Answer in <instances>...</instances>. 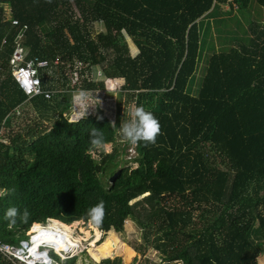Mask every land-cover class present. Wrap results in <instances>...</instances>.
I'll use <instances>...</instances> for the list:
<instances>
[{
  "label": "trees",
  "instance_id": "1",
  "mask_svg": "<svg viewBox=\"0 0 264 264\" xmlns=\"http://www.w3.org/2000/svg\"><path fill=\"white\" fill-rule=\"evenodd\" d=\"M250 3L264 8V0H0V188L11 189L0 196V241L16 245L33 224L49 220L93 225L86 210L103 200L95 240L109 235L94 254L123 253L129 264L134 252L111 231H123L130 202L146 195L135 252L151 248L165 264H257L264 252V25L249 21V38L235 37L234 46L212 53L196 95L189 90L202 19ZM94 24L104 31L93 35ZM22 29L27 58L58 59L51 74H39L42 88L54 92L50 100L28 99L11 76ZM77 69H100L103 79L80 89L122 80L130 109L143 104L157 117L156 143L135 144V168L118 160L116 147L104 153L89 145L93 127L113 145L119 121L112 124L99 109L76 121L64 116L78 89L68 85ZM28 107L34 124L22 127ZM10 206L27 208V220L18 216L9 226L3 213ZM50 256L58 264L77 260ZM99 264L122 263L115 257Z\"/></svg>",
  "mask_w": 264,
  "mask_h": 264
},
{
  "label": "rangeland",
  "instance_id": "2",
  "mask_svg": "<svg viewBox=\"0 0 264 264\" xmlns=\"http://www.w3.org/2000/svg\"><path fill=\"white\" fill-rule=\"evenodd\" d=\"M8 14L9 10L5 8V15ZM249 21L257 22L258 24L263 26L264 8L257 6L255 3H250L247 9L244 10H237L235 6L232 9H228V6L225 5L222 6L214 16L208 15L202 19V22L200 24V56L197 63L196 71L193 74L189 86V90L192 95H196L200 87V83L204 76L209 56L212 55V53L214 52L220 51L221 49H227L234 46L235 37L244 39L249 38L250 32L247 29ZM103 31L104 30L101 24H94L92 30L93 35ZM126 43L129 48V53L134 56L136 54L135 47L131 44L128 38L126 39ZM101 80L103 81L100 69H95L93 71H80L77 69L76 72L70 76L68 85H77L78 89H80V86H82L84 81L97 82ZM104 84V90L89 91L98 93V95L96 96L98 99V104L95 106H90L87 110L94 111V109H99L103 112V116L108 118L112 124H115L116 121H119L120 124V121L122 122L123 120L129 118L130 110L128 97L125 94H121L119 92L120 87L122 85V80L104 81ZM28 110L29 107L25 111V119L27 120L26 122H23L24 124L22 123V127L26 125V123H29L30 126L34 124L33 122L35 120V114H30ZM64 116L68 119V121H74L77 117L76 111H74L71 102V95L69 112L66 113ZM53 120V118H51L50 120H45V122L43 123L44 126H49ZM114 147H116L118 153H120V157L118 158V160H120L121 163L125 162V166H129L130 168L136 167V164L132 161L136 157L134 147L132 144H129L121 139L118 130L116 132L115 143L113 145H104L102 150H99V152L102 151L104 153H110L112 148ZM91 156L93 159L97 160L98 152L93 151ZM144 196L138 197L130 202L132 214L126 219L123 231L121 233H114L113 231H111V234H113L120 243L127 246L130 249V252H134L130 255L129 264H132V262L133 264H165L161 261V257L159 256V254L151 248L147 249L143 254H139L134 250V248H136L142 243L141 230L137 225V217L144 215L146 210H148L143 200ZM47 224H50V221L46 222L45 225ZM89 225L90 223L83 224V222L79 221L77 225L71 228V231L73 233H70V240L72 242H77L76 247L74 248V252L63 253L61 255L63 257L75 256L77 258L76 264H99L104 259H113L115 257H120L121 263L124 264L121 256L123 255V253H118L115 256H110L102 259L100 258L99 254H94V252L96 253V248L100 246V244L105 239H107L109 234H107L108 232H100L99 237L95 240L97 235V229L94 228L93 225ZM47 250L50 251L49 248H47ZM91 251L93 252L92 255ZM51 252L53 255L60 258L57 253L52 250ZM256 263L264 264V252L256 257Z\"/></svg>",
  "mask_w": 264,
  "mask_h": 264
},
{
  "label": "built area",
  "instance_id": "3",
  "mask_svg": "<svg viewBox=\"0 0 264 264\" xmlns=\"http://www.w3.org/2000/svg\"><path fill=\"white\" fill-rule=\"evenodd\" d=\"M16 24V21H12V25ZM20 36L21 35H18L15 40V48L11 53L9 59L11 76L18 88L24 93L25 96H27L28 99L42 95L45 100H50L54 92L49 89L45 90L42 88L39 74L41 71H45L46 73L51 74L53 68H55V66L58 64V59L55 58L52 62H48L47 60H40L37 57L27 58L28 51L22 48L19 44ZM89 93L92 103H97L98 99L96 96L98 95V93ZM92 93L95 99L92 98ZM94 113L95 109L94 111L86 110V114L84 117L94 115ZM80 118L81 117L77 115L74 121ZM133 147L135 151V144L133 145ZM49 221L52 222L51 220ZM45 224H33L27 233L28 238L26 240L19 241L16 245H10L8 243L0 241L1 260L7 261L11 264H58L51 258V250L57 253L61 260L70 258L63 257L61 254H63L64 252H56L53 247L45 246L42 243L43 240L41 239H39L38 241L40 243L38 246H34L32 244V239L34 237H38V232L33 231L34 227L38 226L41 229L42 233H46L47 230L52 229L49 228V224ZM58 231L61 232L62 230L58 229ZM60 241H63V239L61 238ZM47 248H49L50 251L47 250Z\"/></svg>",
  "mask_w": 264,
  "mask_h": 264
},
{
  "label": "clouds",
  "instance_id": "4",
  "mask_svg": "<svg viewBox=\"0 0 264 264\" xmlns=\"http://www.w3.org/2000/svg\"><path fill=\"white\" fill-rule=\"evenodd\" d=\"M38 90V89H37ZM94 98L93 93L91 94ZM95 99V98H94ZM71 102L76 114L81 118L85 116L86 110L90 106H95L98 103H92L90 93L87 89H76L71 94ZM100 117L98 116L97 119ZM113 127H116L112 125ZM118 132L122 140L129 144L156 143V137L160 134V124L157 117L145 108L143 104H137L129 110V118L120 121ZM89 145L94 150H102L105 145V139L100 129L95 127L89 130ZM5 190L0 188V196L6 194ZM30 213L27 208L18 210L15 206L7 207L3 213V219L8 222V225H14L17 222V217L27 220ZM87 219L95 226L100 227L105 217V207L103 200L89 206L86 210Z\"/></svg>",
  "mask_w": 264,
  "mask_h": 264
},
{
  "label": "bare ground",
  "instance_id": "5",
  "mask_svg": "<svg viewBox=\"0 0 264 264\" xmlns=\"http://www.w3.org/2000/svg\"><path fill=\"white\" fill-rule=\"evenodd\" d=\"M53 222H50L49 229L46 231V233H42L41 229L36 226L33 228V231L38 232V237H34L32 239V244L34 246H38L40 243L38 242L39 239L43 240V244L45 246L53 247V249L56 252H64V253H71L74 252V248L76 247V241L72 242L70 240V233L71 228L75 225H77L79 222H74L70 225H64L58 221L54 222L55 220H51ZM60 223V224H58ZM54 229V230H53ZM62 230L61 232L58 231ZM73 233V232H72ZM87 233V232H86ZM63 239V241H60V239Z\"/></svg>",
  "mask_w": 264,
  "mask_h": 264
},
{
  "label": "water",
  "instance_id": "6",
  "mask_svg": "<svg viewBox=\"0 0 264 264\" xmlns=\"http://www.w3.org/2000/svg\"><path fill=\"white\" fill-rule=\"evenodd\" d=\"M23 31H24V29H22V30L20 31L19 35H21V34L23 33ZM115 176H116V174H114V175L110 178V180L112 181V180L115 178Z\"/></svg>",
  "mask_w": 264,
  "mask_h": 264
}]
</instances>
